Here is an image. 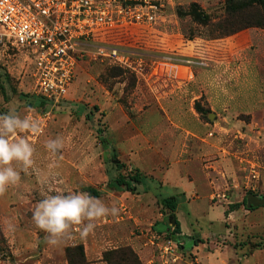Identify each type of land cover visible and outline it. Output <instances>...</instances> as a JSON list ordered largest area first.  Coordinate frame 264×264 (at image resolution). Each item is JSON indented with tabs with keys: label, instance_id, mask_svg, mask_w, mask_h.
Listing matches in <instances>:
<instances>
[{
	"label": "rangeland",
	"instance_id": "rangeland-1",
	"mask_svg": "<svg viewBox=\"0 0 264 264\" xmlns=\"http://www.w3.org/2000/svg\"><path fill=\"white\" fill-rule=\"evenodd\" d=\"M192 3H196L210 16L211 26L194 23L188 16L177 17V9L187 12ZM223 3L224 0H175L173 8L167 12L166 23L159 29V33L154 32L157 41L165 45L166 52L154 47L144 51L128 43L118 44L121 49L134 50L143 55L145 66L140 75L107 61L86 58L80 61L75 78L67 89V102L60 104L38 102L29 60L0 38V113L15 108L21 116L32 115L40 119L43 129L41 134L30 139L35 148L34 167L28 173L22 172L20 182L0 194V264H15L14 236H20L23 245L27 246L25 253L31 252V238L40 245L45 238V233L36 228L32 212L47 189L45 182L51 180L48 176L49 157L44 148L48 139L59 136L65 140V146L57 157L59 176L56 180L62 183L57 182L54 186L64 189L65 192L83 191L85 187H92L99 191L98 198L110 207L113 201L107 195L112 189H117L113 182L116 178L127 177L135 171L131 163H128L131 153H136L132 158L142 168L151 169L158 163H161L162 168L163 162L156 152L168 148L169 143L158 144L153 133H181L184 129L195 130L196 126L194 133L197 134L196 140L199 142L212 133L207 132L210 129L201 128L212 124L214 117L203 98L194 101V78L191 76H194L195 70L206 69L219 62L230 63L231 73H241L243 63L249 58L246 53L236 55L232 50H223V47L208 48L207 41L223 39L220 36L221 30L212 26L224 15ZM131 31L128 29L127 33ZM243 31L245 30L240 32ZM160 37L163 39L159 40ZM194 62L202 64L194 65ZM188 78L193 82L188 81ZM195 103H198L202 115L194 109ZM29 108L35 111L29 113ZM46 113L49 116L45 117ZM240 118L248 120L243 116ZM200 128L205 135L198 133L197 129ZM234 141V146L241 143V139L236 138ZM129 153L126 158L124 154ZM17 169L19 170L18 165ZM251 171L256 172V179H253ZM160 172L162 170L157 169L152 175L153 178L144 177L142 185L146 189L150 188V191L158 190L156 179L161 178ZM194 180L196 194L199 196V200L194 201V219L189 222L194 224V232L205 239L213 240L219 249L233 247L238 255L233 260L234 264H264V206L248 208L246 201L248 194L264 195V179L261 180L258 168L254 166L250 171H245L238 191L232 195L213 189L209 202L206 189L195 171ZM18 187L26 189L23 191L22 200L17 201L10 195L18 193ZM163 189V197L167 196L164 194L173 192L170 186H163ZM225 193L227 195L224 196ZM127 206L125 201H119L115 206L119 209V214L107 216L106 221L116 223L121 218L133 219L134 215ZM179 209L184 214L181 218H188L185 206L180 205ZM159 213L162 216L167 215L163 210ZM167 217H164L165 220ZM8 222L15 226L14 231L8 230ZM148 234L152 237V246L156 250L150 254L149 258L154 259L151 264H163L159 258L160 245L157 247L156 244L163 245L168 239L174 240L175 235L170 233L155 238L157 236L152 228ZM67 247L62 254L65 260ZM111 250L115 249L108 251ZM33 251L36 254L40 252V248H33ZM258 252L260 253L253 256ZM178 253L179 259L175 262L169 260L166 264H179L183 257L184 262L200 264L196 260L197 254L193 256L186 251L182 252L180 248ZM246 259L247 262L244 261Z\"/></svg>",
	"mask_w": 264,
	"mask_h": 264
},
{
	"label": "crops",
	"instance_id": "crops-1",
	"mask_svg": "<svg viewBox=\"0 0 264 264\" xmlns=\"http://www.w3.org/2000/svg\"><path fill=\"white\" fill-rule=\"evenodd\" d=\"M207 45L209 49L223 47L225 51L232 50L236 55L246 53L249 57L243 63L241 73H231L230 63L219 62L209 65L206 69L195 70L194 76H191L194 78V101L203 98L214 117L212 124H206L207 126L201 128L210 129L207 132L212 133L208 134L206 139H200L202 142L196 140L197 134L194 133L196 126L195 130H182V134L176 131L153 133L158 144L169 143L168 148L156 152L163 162L162 168L161 163L151 169L140 167L132 158L136 153H131L132 157H129L128 163H131L132 169L138 171L143 178L152 177L157 169H161V178L156 179L158 190L146 189L142 185L144 180L142 178L139 184L132 185L131 190L116 184L115 181L114 188L118 190L112 189L107 195L113 201L110 207L117 206L119 201H125L129 211L134 215L133 219L121 218L120 221L117 219L116 223H113L107 222L105 217L97 221L94 233L87 238H81L74 230L56 247L49 246L45 238L41 245L31 238L29 253H25L27 246L23 245L20 236H14L15 264H67L62 256L64 248L77 244L84 247L86 264H106L102 260L103 253L124 246L130 247L138 255L141 264H151L154 259L149 258L150 254L156 250L151 244L152 237H149L148 232L152 228L157 236L155 238L172 233L173 226L169 229V218L179 224V233L175 240L178 239L176 241L182 252L186 251L193 256L197 254L196 260L200 264H234L233 260L238 255L233 247L219 249L213 240L195 233L194 224L189 223L194 219V201L199 200L194 187V171L206 189L208 202L213 189L228 192V195L237 192L245 171H250L251 167L258 168L261 180L264 179V29L249 28L233 36L207 41ZM189 78L187 80L191 81ZM242 116L248 120L241 119ZM201 128L197 129L198 133L205 135ZM176 136L179 138L176 139ZM236 138L241 139V143L234 146ZM163 186H170L173 192L164 194L167 196L163 197L161 194ZM18 188V193L10 195L17 201L22 200L26 187ZM99 196L97 191V196L94 197ZM172 196L177 199V207L173 216L165 214L168 216L165 220L166 216L159 213L162 210L160 201ZM180 205L185 206L188 218H181L184 214L179 209ZM161 244L158 243L156 246ZM38 247L40 252L34 254L33 248L39 249ZM226 250L229 251L224 255L223 252ZM244 261L247 262V259ZM181 263L189 264L184 262V257Z\"/></svg>",
	"mask_w": 264,
	"mask_h": 264
},
{
	"label": "built area",
	"instance_id": "built-area-1",
	"mask_svg": "<svg viewBox=\"0 0 264 264\" xmlns=\"http://www.w3.org/2000/svg\"><path fill=\"white\" fill-rule=\"evenodd\" d=\"M173 6L174 0H0V38L29 60L36 98L60 104L80 61L86 58L107 61L140 75L145 66L143 55L107 43L106 33L112 29L130 36L141 29L159 33ZM128 29L132 31L127 33ZM252 172L256 179V172ZM179 248L178 242L170 239L160 245L162 263L179 259Z\"/></svg>",
	"mask_w": 264,
	"mask_h": 264
},
{
	"label": "clouds",
	"instance_id": "clouds-1",
	"mask_svg": "<svg viewBox=\"0 0 264 264\" xmlns=\"http://www.w3.org/2000/svg\"><path fill=\"white\" fill-rule=\"evenodd\" d=\"M34 111L28 109L29 113ZM42 131L41 120L32 115L21 116L15 108L0 113V194L19 183L22 172L28 173L34 167L35 148L30 139ZM64 146L65 140L59 136L48 139L44 144L49 157L48 176L51 180L45 182L47 189L32 212L36 228L46 234V243L51 247L58 246L74 230L81 238H87L94 233L97 221L119 214L117 207H108L90 193L65 192L54 186L57 182L62 183L56 180L59 176L57 157ZM7 226L9 231L15 230L11 222Z\"/></svg>",
	"mask_w": 264,
	"mask_h": 264
},
{
	"label": "trees",
	"instance_id": "trees-1",
	"mask_svg": "<svg viewBox=\"0 0 264 264\" xmlns=\"http://www.w3.org/2000/svg\"><path fill=\"white\" fill-rule=\"evenodd\" d=\"M223 10V17L217 23L212 24L216 30H221L220 36H223L222 38L248 28L264 29V0H224ZM176 15L178 18L188 16L194 23L202 26H211L210 16L204 13L196 3H192L187 12L177 9ZM105 41L112 45L128 43L134 48L139 50L144 49V51H147L145 49L154 47L166 52L165 45L158 42L154 34H150L144 30H141L136 36H128L123 30L112 29L106 33ZM196 56H199V54L196 53ZM37 100L40 104L44 103L38 98ZM34 103L36 104V102ZM194 109L198 114L202 115L198 103L194 104ZM142 178L141 174L135 170L127 177H118L116 184L123 185L127 190H131L132 185L139 184ZM82 190L90 193L92 196H97V191L92 188H83ZM160 204L162 210L166 211L168 216H173L177 207V199L173 196L164 198L160 201ZM172 233L175 235V238L179 233V224L177 221H175L172 227ZM175 238L174 241L178 240H175ZM65 252L67 264H86L84 250L81 245L67 247ZM102 260L106 264H141L137 254L128 246L104 252Z\"/></svg>",
	"mask_w": 264,
	"mask_h": 264
},
{
	"label": "water",
	"instance_id": "water-1",
	"mask_svg": "<svg viewBox=\"0 0 264 264\" xmlns=\"http://www.w3.org/2000/svg\"><path fill=\"white\" fill-rule=\"evenodd\" d=\"M246 201H247V207L248 208L261 207V206H264V195L256 196L253 194H248L246 197ZM169 221H170V226H173L175 220L172 218H169Z\"/></svg>",
	"mask_w": 264,
	"mask_h": 264
}]
</instances>
